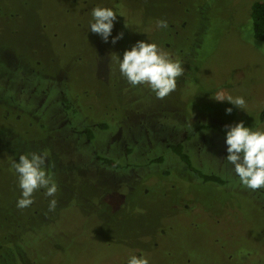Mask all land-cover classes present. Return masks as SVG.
<instances>
[{
	"label": "rangeland",
	"instance_id": "374dc122",
	"mask_svg": "<svg viewBox=\"0 0 264 264\" xmlns=\"http://www.w3.org/2000/svg\"><path fill=\"white\" fill-rule=\"evenodd\" d=\"M254 1L0 0V85L6 79L13 90L0 87V264H127L141 254L150 264H242L244 257L243 264H264V189L242 187L222 160L225 124L264 128V44L253 34ZM97 5L118 15L113 35L125 37L115 45L90 32ZM177 14L185 27L175 36ZM159 20L168 28H158ZM147 36L174 60L171 52L185 47L191 62L182 63L176 90L163 99L129 85L116 62ZM218 91L243 96L246 111L216 101ZM17 99H24L22 110L33 109L21 121L12 116L21 111ZM105 110L110 128H97L89 141L84 127L98 125ZM175 143L198 169L227 183L197 180L171 152ZM28 152L47 153L59 185L55 211L43 191L30 207H16L20 190L10 163L14 153ZM157 156H165L172 175L137 184L158 167L150 162ZM134 183V197L113 216L108 199Z\"/></svg>",
	"mask_w": 264,
	"mask_h": 264
},
{
	"label": "clouds",
	"instance_id": "9594fccd",
	"mask_svg": "<svg viewBox=\"0 0 264 264\" xmlns=\"http://www.w3.org/2000/svg\"><path fill=\"white\" fill-rule=\"evenodd\" d=\"M90 32L98 35L104 43L117 44L123 40V31L113 35L118 20L117 13L111 7L97 5L91 10ZM125 27L127 25L125 24ZM157 27L167 29L166 20H159ZM249 29L251 24H249ZM120 75L132 87L146 86L156 98L163 99L177 88V78L182 76L184 68L179 60H174L157 43L147 39L137 40L116 57ZM218 102L228 101L235 108L246 111L243 96L225 95L222 91L213 94ZM233 113V107L225 109L226 115ZM224 128L226 156L222 158L231 171L239 178L242 187L257 191L264 189V128L246 126L244 120L228 123ZM46 152H28L11 162L17 178L20 196L16 207L25 209L35 200V194L43 191L49 200V211H55V195L59 185L46 166ZM127 264H150L143 255H131Z\"/></svg>",
	"mask_w": 264,
	"mask_h": 264
},
{
	"label": "trees",
	"instance_id": "16d2710c",
	"mask_svg": "<svg viewBox=\"0 0 264 264\" xmlns=\"http://www.w3.org/2000/svg\"><path fill=\"white\" fill-rule=\"evenodd\" d=\"M214 2H216V0H213ZM176 13V10L173 11V14ZM250 18H251V21H252V27H253V34H254V38L258 41H260L261 43L264 44V0H255L252 5H251V13H250ZM174 20L178 21L175 23L177 29L175 28V32H176V35H179L181 29L183 27H185V18H180V15H174ZM174 29V28H173ZM174 36V37H175ZM172 36V38H170V40H178L177 37L174 38ZM175 42V41H174ZM170 48H172L170 46ZM183 49V51H182ZM171 53H174V54H177L178 57H179V61H181V63H183L186 67H188V64H191V62H187L185 63V47H178L177 49L175 48V50ZM2 67V66H0ZM189 68V67H188ZM1 70V69H0ZM6 79H3V82L2 84L0 85V87H4L3 90H6L9 94H13V90L11 91V89H9L8 87H6V83L7 81L5 82ZM4 83V84H3ZM56 88H58V86L56 85L55 86ZM64 86H62L61 90L58 89L59 93H63L61 91H64ZM65 94L61 95L62 98H63V101L66 103V106H67V109L71 110L70 108V105H69V98L66 94V91H64ZM58 93V94H59ZM57 95V94H56ZM55 95V96H56ZM24 99H20V100H13L14 103L16 104V108L15 109H19L21 111H24V112H21V111H18L16 110L17 112L12 115L14 118L17 119V121H21V118L23 116V114L27 113V116L31 115L33 109L31 106H29V110H22L25 106V103H22ZM74 110V108H72V111ZM76 111V110H74ZM73 111V113H74ZM80 110H77L76 112H79ZM261 121H264V108L263 110L261 111ZM101 121L98 122V126L97 128L99 129H106L107 127L110 128V124L108 122V120H106V118H102L100 119ZM97 128H92L91 126L89 125H86L84 127L85 129V133L87 135L88 138L90 139H94L95 138V131ZM19 148V146H15V149L17 150ZM170 149L172 150L171 152L177 154L180 159L186 163V165L191 169L193 170V175H195V177H197L198 179L197 180H203L204 183H207V182H217V183H221V184H225L227 183V180L224 179L222 176L218 175V174H212V173H205V172H202L200 169L197 168V166H195L192 162V159H191V156H190V153L188 151H186L185 149V145L183 143H175V144H172L170 146ZM19 155V154H18ZM16 153H14L13 155V158L12 160L15 159L16 156H18ZM100 155V159L102 161H104L106 164L108 165H115V166H119L120 163H118V161H115L112 157H109L108 155H105V154H98V156ZM153 165L155 163H157V166L155 169L154 167L149 168L147 170H145L142 174V178L140 179V181L137 182L138 183H142V184H146L147 182V178H157V176H161L162 178V174L160 172H164V175H169L171 174V170H167L164 166V164L166 163V160H165V156H157V157H154L151 159L150 161ZM150 162H147L145 163V165H141L142 167H148L150 166ZM11 164V163H10ZM140 166V165H139ZM161 170V171H160ZM137 184L135 185L134 183V186L131 187V189H123V190H119L116 195H112L108 201H107V204L109 205L110 208L113 209V216L116 212H118L123 204H126L125 201H129L130 198L134 197V196H131L133 195L132 193H134L135 191V187L137 186ZM129 194V196H128ZM78 207L80 204H78ZM82 208V207H81ZM83 214L87 215V212H83ZM92 215V214H90ZM46 222V221H45ZM48 224V222H46ZM96 231V230H95ZM96 236L97 234L94 233ZM14 240V239H13ZM19 239L15 240L14 243L18 242ZM260 246H261V250L264 251V239L262 238L261 240V243H260ZM20 252V251H19ZM16 255L18 253L17 250H15L14 252ZM12 255V254H11ZM10 255V257H11ZM18 256V255H17ZM19 257V256H18ZM258 260H261V258H257ZM242 261L244 262L245 261V257L242 258ZM242 262V264H243Z\"/></svg>",
	"mask_w": 264,
	"mask_h": 264
},
{
	"label": "flooded vegetation",
	"instance_id": "af4514ba",
	"mask_svg": "<svg viewBox=\"0 0 264 264\" xmlns=\"http://www.w3.org/2000/svg\"><path fill=\"white\" fill-rule=\"evenodd\" d=\"M184 71H185V69H184ZM184 75H185V74H184ZM92 106H94V105H92ZM66 107H67V106H66ZM106 110H107V109H106ZM106 110H105V111H104V113H103V114H104L103 118H105V117H106V113H105V112H106ZM106 118H108V116H107ZM94 121H95V120H91V121H89V123H90V122H93V124L91 125V127H92L93 129H94V128H97V126H98V125H96V124H95V122H94ZM84 131H85V129H84ZM82 132H83V131H82ZM85 135H86V133H85ZM86 136H87V135H86ZM87 138H88V137H87ZM88 140H89V141H90V140H92V141H93V139H90V138H88ZM92 153H93V152H92ZM97 157H100V155H99V156H97ZM172 173H173V171H171V174H169V175L171 176V175H172Z\"/></svg>",
	"mask_w": 264,
	"mask_h": 264
}]
</instances>
